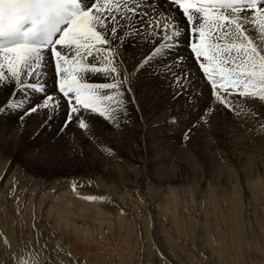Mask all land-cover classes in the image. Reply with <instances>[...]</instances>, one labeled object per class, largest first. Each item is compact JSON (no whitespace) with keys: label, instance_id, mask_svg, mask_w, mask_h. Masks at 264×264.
Segmentation results:
<instances>
[{"label":"snow or ice","instance_id":"snow-or-ice-1","mask_svg":"<svg viewBox=\"0 0 264 264\" xmlns=\"http://www.w3.org/2000/svg\"><path fill=\"white\" fill-rule=\"evenodd\" d=\"M245 125L264 131V0H0L5 161L50 165L96 126L138 129L146 149L149 134L179 130L187 148ZM32 227L15 248L0 236V264H58Z\"/></svg>","mask_w":264,"mask_h":264},{"label":"rangeland","instance_id":"rangeland-1","mask_svg":"<svg viewBox=\"0 0 264 264\" xmlns=\"http://www.w3.org/2000/svg\"><path fill=\"white\" fill-rule=\"evenodd\" d=\"M137 130L122 138L129 139ZM92 138L101 142L97 132ZM213 139L197 134L184 148L179 130L149 134L146 154L144 148L135 147L142 157H129L125 163L119 156L124 166L114 162L122 172L120 180L107 175V166L101 169L98 161L95 165L100 168H92L79 151L59 159L68 154L78 160L83 168L73 173L61 164L38 171L22 155L6 161L0 157V236L15 248L25 231L33 241L37 239L32 224L38 223L43 229L41 244L47 240L49 245L45 254L56 257L58 264H264V131L258 125H245L234 134L215 133ZM83 141L78 138L76 147ZM161 153L165 157L158 159ZM163 175H174V180L166 182ZM78 190L88 196L104 195L103 200L90 202L98 205L102 216L63 221L56 220V213L54 219L45 217L51 197L56 200L54 194ZM8 194L13 195L10 203ZM17 213H21L19 221L12 222L9 217ZM13 229L19 230L18 236Z\"/></svg>","mask_w":264,"mask_h":264},{"label":"bare ground","instance_id":"bare-ground-1","mask_svg":"<svg viewBox=\"0 0 264 264\" xmlns=\"http://www.w3.org/2000/svg\"><path fill=\"white\" fill-rule=\"evenodd\" d=\"M57 119H59V118H56L54 121H53V124H55V125H58V124H56L55 122L56 121H58ZM59 124H60V122H58ZM34 124H35V121H33L32 119L30 120V122L28 121V128H29V130H31V128L34 126ZM108 128H114V126H110L109 125V127ZM52 130V129H51ZM116 131H118V130H116ZM138 131V130H137ZM95 132H97V136H100L101 137V142H99V141H97L95 138H92L91 140H86V143L87 144H89L88 146L86 145V143H85V141H83V144H84V146H83V144H81V146H80V144L79 145H77V147H76V151L74 152V153H76L77 151H79V152H84L83 153V160H85L86 161V163H88V164H90V165H92V168H94V169H96V168H100L99 166H97V165H95V164H97V161L99 162L98 164L101 166V169L103 168V166H107V167H105L106 169H105V172H107V175H109V176H118V178H117V180H120V178L122 177V172L120 171L119 172V168L118 167H116L115 165L116 164H114V162L115 163H118V164H121L122 166H124L122 163H120L119 162V160H120V157L122 158V159H124L126 162L125 163H128V158L130 157L131 159H133L134 157L136 158V159H138V157H142V153H141V150L140 149H136L135 147H133L131 144H130V142H129V139H123L122 138V136H119V135H116V134H113V133H110L107 129H105L104 127H100V126H96L95 128H94V133ZM134 131L132 130V131H130L129 133H133ZM128 133V134H129ZM47 135V133L45 134V136ZM135 134H132V136H134ZM164 137V136H163ZM43 138H45V137H42L41 139H43ZM79 139H84V138H79ZM149 140V139H148ZM79 143V142H78ZM77 143V144H78ZM150 144V143H149ZM169 144V143H168ZM147 145V144H146ZM149 146V145H148ZM172 146V145H171ZM195 146V145H194ZM105 148H110V149H112L113 150V152H114V157L115 158H112L113 159V162L111 161V160H109V159H107V157H108V155H107V153L104 151V149ZM147 148V147H146ZM129 149H130V151H129ZM136 149V150H135ZM99 150H101V152H99ZM183 150V149H182ZM123 151L126 153V154H128V155H126V154H124L123 153ZM142 151H143V153L144 154H146V149L144 148V149H142ZM150 151H151V149H150ZM175 151V150H174ZM65 153H69V154H71V153H73V152H71V149H69L68 151H66ZM123 153V154H122ZM79 154V153H78ZM150 155H151V153H149ZM156 155V154H155ZM73 156H74V154H73ZM120 156V157H119ZM125 156H128V157H125ZM144 156V155H143ZM164 157H165V155H163ZM167 156V155H166ZM146 157V156H145ZM16 158V157H15ZM62 158V157H61ZM125 158H127V159H125ZM61 160V159H60ZM60 160H58V161H56V162H54V163H52V164H50V165H43V164H33V165H36L37 166V170L38 171H40L41 170V172H43V170H44V166H46V167H48V166H55V165H60L61 164V166H69L66 170H67V172H69V173H73L74 172V170L75 171H77V169H80V167L81 168H83L82 167V165L81 164H77L79 161L78 160H75V159H72V157L70 156V155H68L67 154V156H66V159L65 158H63L62 159V163L61 162H59ZM80 160V159H79ZM144 160V159H143ZM151 160V159H150ZM162 160H164V159H162ZM27 161V160H26ZM134 161V160H133ZM152 161V160H151ZM184 161V160H183ZM185 161H187V160H185ZM29 162V161H28ZM161 162V161H160ZM30 163V162H29ZM132 163V162H131ZM130 163V164H131ZM136 163V162H135ZM185 163V162H184ZM183 163V164H184ZM192 164V163H191ZM28 165V164H27ZM135 165V164H134ZM148 165V164H147ZM155 165V164H154ZM180 165V164H179ZM183 166V165H182ZM185 166V165H184ZM191 166V165H190ZM32 167V166H31ZM42 167H43V170H42ZM76 167V168H75ZM96 167V168H95ZM131 167H133L132 165H131ZM189 167V166H188ZM187 167V168H188ZM29 168V167H28ZM74 168V169H73ZM135 168V167H134ZM152 168V167H151ZM183 168V167H182ZM186 168V170H188ZM189 168H191V167H189ZM52 169V168H51ZM185 169V168H184ZM31 171H32V169H30ZM118 170V171H117ZM161 170V169H160ZM191 170H193L192 168H191ZM56 171V170H55ZM116 171H117V173H116ZM168 171H170V170H168ZM59 172V171H58ZM57 172V173H58ZM135 172V171H134ZM187 172V171H186ZM193 173H194V171H192ZM46 173H47V171H46ZM56 173V174H57ZM137 173V172H136ZM196 173V172H195ZM139 174V173H138ZM48 175V174H47ZM52 175H53V173H52ZM58 175V174H57ZM32 176V175H31ZM49 176V175H48ZM41 177V176H40ZM50 177H52V176H50ZM55 177V176H54ZM161 177H163L164 179H166L165 181L166 182H170L171 180H174V175L172 176V175H163V176H161ZM178 177V176H177ZM138 178V177H137ZM185 178V177H184ZM181 179H183V178H181ZM180 180V179H179ZM162 181H163V179H162ZM164 181V182H165ZM41 182V181H40ZM119 184V183H118ZM69 185V184H68ZM167 185V184H166ZM66 186V185H65ZM122 187V186H121ZM4 191V190H3ZM98 193H100V194H96V196H97V199L98 200H103V199H100V197H102V196H104V195H101L102 193L101 192H98ZM9 195V194H8ZM88 193H85V192H80V190H78V191H75V192H72V193H68V191H65V192H63V194H59V193H57V194H54V196H55V199L56 200H54V197H51V200L52 201H50L49 202V204L51 205L46 211H45V217L49 220V219H54L56 216H54V217H52V215H54L55 213H56V215H57V221H60V220H62L63 221V219H66V218H70V219H72V218H79V217H83V216H86V218L87 219H94V218H98L99 216H102L101 214L102 213H99V211L97 210V206L98 205H93L92 203H90L91 201H93V200H88V199H86V197H88ZM95 196V195H94ZM95 196V197H96ZM7 197V196H6ZM12 197H13V195H12ZM10 195H9V197H7L8 198V200H7V203H10V202H12L13 201V198H12ZM97 199H95V200H97ZM32 200H34V198L32 197ZM84 200V201H83ZM1 202H3V200L1 201ZM41 204V203H40ZM43 204V203H42ZM98 204V203H97ZM7 206H8V204H7ZM45 206H46V204H45ZM9 208V207H8ZM7 208V209H8ZM10 209V208H9ZM5 212V211H4ZM9 212V211H8ZM42 212V211H41ZM43 213H44V211H43ZM6 214V213H5ZM10 214V213H9ZM8 214V215H9ZM18 214V216L16 217V214H13V215H15V217L14 216H12V214H11V217H9V218H13L12 219V222H14V221H19V214L21 215V213H17ZM24 214V213H23ZM8 215H7V217H8ZM41 215H43V214H41ZM1 216H2V213H1ZM10 216V215H9ZM23 216V215H22ZM73 220V219H72ZM72 220H71V222H72ZM45 221V220H44ZM56 221V222H57ZM66 221H68V220H66ZM12 222H10L11 224H13ZM46 222V221H45ZM53 222V221H52ZM77 222V221H76ZM75 221H74V223H76ZM19 223V222H18ZM66 223H69L70 224V221H68V222H66ZM79 223H80V221H79ZM79 223H77V225L79 224ZM85 223H86V221H85ZM96 223V222H95ZM98 223V222H97ZM58 224V223H57ZM62 224V223H61ZM73 224V223H72ZM72 224H70V225H72ZM91 223H89V225H90ZM48 225V224H47ZM55 225V224H54ZM64 225V224H63ZM68 226V227H71V226ZM74 225V224H73ZM72 225V226H73ZM77 225H76V227H77ZM99 225V224H98ZM58 226V225H57ZM61 226V225H60ZM75 226V225H74ZM73 226V227H74ZM104 226V225H103ZM15 227V226H14ZM75 227V228H76ZM81 227V226H80ZM84 227V226H83ZM55 228H56V226H55ZM61 228V227H60ZM87 227H85V229H86ZM91 228V227H90ZM52 229H53V227H52ZM59 229V228H58ZM68 229V228H67ZM69 229H72V228H69ZM77 229H78V227H77ZM13 230H15V232H17V233H15L17 236H18V229H13ZM74 230V229H73ZM79 230H81V229H78L77 231H79ZM86 230H88V229H86ZM21 232V231H20ZM50 232V231H49ZM69 232V231H68ZM72 232V231H71ZM74 232V231H73ZM81 232V231H80ZM58 233V232H57ZM56 233V234H57ZM62 233V232H61ZM20 234V233H19ZM84 234V233H83ZM53 235H54V233H53ZM66 235H68V234H66ZM81 235V234H80ZM50 236V235H49ZM55 236V235H54ZM57 236V235H56ZM55 236V237H56ZM67 237V236H66ZM98 237V236H97ZM18 238H20V237H18ZM57 238H58V236H57ZM60 238H62V237H60ZM59 238V239H60ZM65 237H63L62 238V240H65L64 239ZM69 238V237H68ZM71 238V237H70ZM73 238H74V236H73ZM21 239V238H20ZM75 239V238H74ZM103 239V238H102ZM49 240V239H48ZM62 240H61V243H62ZM70 240V239H69ZM56 242H57V240H56ZM59 242V241H58ZM65 243V242H64ZM67 248V247H66ZM76 250V249H75ZM154 258V257H153Z\"/></svg>","mask_w":264,"mask_h":264}]
</instances>
